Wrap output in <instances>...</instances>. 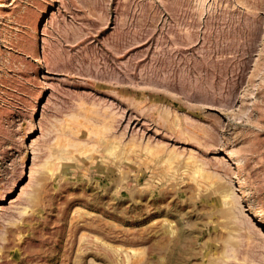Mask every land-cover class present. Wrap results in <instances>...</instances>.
<instances>
[{
  "label": "rangeland",
  "instance_id": "1",
  "mask_svg": "<svg viewBox=\"0 0 264 264\" xmlns=\"http://www.w3.org/2000/svg\"><path fill=\"white\" fill-rule=\"evenodd\" d=\"M0 264H264V0H0Z\"/></svg>",
  "mask_w": 264,
  "mask_h": 264
}]
</instances>
